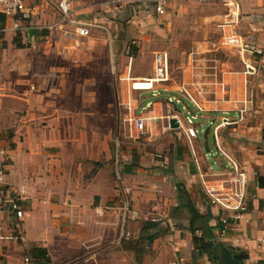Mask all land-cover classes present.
I'll return each instance as SVG.
<instances>
[{"label": "crops", "instance_id": "obj_1", "mask_svg": "<svg viewBox=\"0 0 264 264\" xmlns=\"http://www.w3.org/2000/svg\"><path fill=\"white\" fill-rule=\"evenodd\" d=\"M59 1L25 0L18 21L25 30L11 31L7 19L0 30V149L7 154L2 236L19 238L0 240V264H222L223 250L239 264H264V0H169L163 16L155 14L152 0L121 11L111 0L74 1L72 20L93 25L89 38L96 30L108 33L105 18L117 17L132 44H162L166 38L176 49L186 48L180 70L156 91L171 97L143 108L149 109V132L137 141H129L116 120L114 80L83 70L91 63L97 69L101 60L79 54L84 40L74 26L64 25L67 35L58 43H44L61 48L63 64L73 69L51 70V58L30 54L42 42L43 28L60 20ZM201 2L224 5L228 16L231 4H240L237 32L253 37L263 52L245 57L255 64V76L245 77L242 64L233 68L229 61L201 56L206 42L190 37L185 44L176 36L174 19ZM24 52L27 69L20 70ZM38 63L45 69L36 71ZM187 113L194 116L193 150L203 169L220 174L227 167L217 136L218 146L247 175V211L222 237L220 218L229 214L210 206L201 191L185 136ZM173 116L181 128H170ZM225 120L231 124L222 126ZM13 205L22 211L21 220ZM190 206L200 216L193 228ZM34 249L43 253L33 256Z\"/></svg>", "mask_w": 264, "mask_h": 264}, {"label": "built area", "instance_id": "obj_2", "mask_svg": "<svg viewBox=\"0 0 264 264\" xmlns=\"http://www.w3.org/2000/svg\"><path fill=\"white\" fill-rule=\"evenodd\" d=\"M75 0H60L57 4V9L60 15V20L52 25L43 28L42 41L46 45L58 43L61 36H66L67 32L64 30L65 24H71L75 27V36L79 39H87L90 37V31L93 25L90 23H79L72 20L74 11ZM151 0H111L113 8L117 11L128 9H134L141 7ZM155 14L163 16L166 13V9L169 0H152ZM232 10L229 13V22L221 27V41L222 47L234 51L241 60L244 66L243 75L245 77H252L257 74V68L253 62L246 61V55L259 56L262 55V50L259 48L251 36H243L238 34L233 27L237 26L240 21V5L239 3H233ZM1 13L7 20L12 21L11 31L19 32L24 31L20 23V17L24 14L25 0H0ZM126 80H130L126 78ZM171 81L170 76V58L168 53L161 51L154 53L153 57V72L151 77L144 79H135L127 89L125 97L120 103L122 109V115L120 122L122 130L128 139L135 141L145 137L149 132L147 122L149 118L144 117L142 114L138 115L139 108L135 103L133 97L134 92L148 93L156 92L162 86H166ZM183 93L199 110L200 108L192 100L190 94L185 88L181 89ZM246 108L240 111V119L243 114L246 113ZM169 118V117H167ZM170 119V118H169ZM174 119L181 128V122L177 116L171 117ZM151 120V119H150ZM187 125L185 129V136L188 145L191 150L193 164L196 169V175L199 181L201 191L210 206L219 209L221 212L229 214V216H222L220 218L221 230L220 236H224L227 230L241 220L243 215L247 211V187L248 179L246 173L240 168L238 163L231 157H229L217 144V136L215 137L217 151L221 157L227 161V167L225 171L220 174L208 173L205 171L194 153L192 141L196 139L197 132L193 126L194 116L187 113L185 118ZM231 124L227 120L221 123L222 126ZM6 150L0 149V186L4 183L6 176ZM15 218L22 219V211L16 205L11 208ZM3 213V198L0 191V240H18L17 236H2V224L1 215ZM260 245L264 248V234L260 238Z\"/></svg>", "mask_w": 264, "mask_h": 264}, {"label": "rangeland", "instance_id": "obj_3", "mask_svg": "<svg viewBox=\"0 0 264 264\" xmlns=\"http://www.w3.org/2000/svg\"><path fill=\"white\" fill-rule=\"evenodd\" d=\"M189 8L187 7L186 11L183 13V17H179L178 19H174V23L178 26V31L176 36L186 42H190V39L186 38H193L194 41L197 42H206L207 46L204 47L201 56H206L207 58H214L218 60H226L229 61L233 68H237L238 65L242 64L238 57L232 52V50L224 48L220 44L221 39V27L224 24H228L229 16L227 7L216 6V5H208L207 3H200V4H190ZM240 5V4H239ZM232 9V5L230 6ZM240 14H241V7H240ZM225 15V16H224ZM218 18H217V17ZM223 16L222 18H219ZM117 17L114 18H105V26L110 25L109 32L102 30H96L92 34V38L87 40L83 39L84 41L79 43L76 50H78L80 55L90 56L92 61L95 57H98L101 60L97 69H93V64H89V68L85 66L83 70L85 71H93L94 72H104L107 74L109 78L114 80V96L113 102L115 106V116L116 120L120 121L122 115V109L120 107L121 99L123 98V94L129 85L137 79L136 73L139 75H143L142 79L149 78L153 72V57L155 52L164 51L168 53L170 57V76L171 79L174 77V74L179 71L180 63H181V52L184 51L186 48L185 46L176 47L172 46L170 43L167 42V39L164 38V41H161L162 44H157L156 42L151 41H143L139 40L135 44H132L130 41L128 42V34L125 31V27L123 25L117 24ZM237 26L233 27L237 32ZM238 33V32H237ZM145 34L147 36L154 34V32L146 31ZM103 37L107 39V42L102 43L99 39ZM110 38V40H108ZM159 38H161L159 36ZM137 40V39H136ZM160 43V41H158ZM43 43V44H42ZM37 46L34 48L33 54L34 56L39 55V57H47L51 58L53 62L49 63L51 65V70L56 67L66 68L68 66L69 69H73L71 64H63V51L62 49H55V48H48L44 45V42H38ZM190 46V45H187ZM197 46V45H196ZM198 49V48H196ZM209 51V52H208ZM27 53L18 57L19 60L23 61L19 65L20 70L27 69V59L29 58ZM137 61L135 63V60ZM133 59V61H132ZM48 61L50 59H47ZM130 63H132V68H130ZM48 64V66H49ZM243 65V64H242ZM241 65V67H242ZM43 65L40 63L37 64L36 71L44 70L42 69ZM35 69V67H34ZM240 71L244 70L240 68ZM49 70V68H48ZM82 71V69H81ZM113 73V75H112ZM122 78V79H120ZM129 78L130 80H126ZM120 79V80H119ZM106 78L102 79L103 82H106ZM159 93L160 96H156ZM148 92V93H138L134 92L133 97L136 98L137 107L139 110L137 114L140 115L142 112L145 114L144 117L147 116L149 111H143V108L146 106L147 102L159 101V103H164V98L168 99L171 97L170 94H161V92ZM155 95V96H154ZM102 96V95H101ZM105 98V96H102ZM153 110V108H151ZM201 140L204 138V135H200ZM129 141H134L133 139H128ZM141 140V139H140Z\"/></svg>", "mask_w": 264, "mask_h": 264}, {"label": "trees", "instance_id": "obj_4", "mask_svg": "<svg viewBox=\"0 0 264 264\" xmlns=\"http://www.w3.org/2000/svg\"><path fill=\"white\" fill-rule=\"evenodd\" d=\"M4 25H5V18H4V16L3 15H1L0 14V30H2L3 29V27H4ZM2 35L0 34V37H1ZM17 48H23L22 46H20V45H17ZM260 185L264 188V182L262 181V180H260ZM189 211H190V214H191V216H192V223H191V227L193 228V223L196 221V220H198L199 218H200V216L198 215V213L196 212V210L193 208V207H189ZM154 238H148L147 240L148 241H152ZM42 254L43 253V250H38V249H34V250H32L31 251V254L33 255V256H36L37 257V254Z\"/></svg>", "mask_w": 264, "mask_h": 264}, {"label": "water", "instance_id": "obj_5", "mask_svg": "<svg viewBox=\"0 0 264 264\" xmlns=\"http://www.w3.org/2000/svg\"><path fill=\"white\" fill-rule=\"evenodd\" d=\"M30 36H33V34H38L37 31H31ZM179 112V111H178ZM171 129H177L178 125L176 121L173 119L169 122ZM221 262L222 264H239L235 259H233L228 252L225 250L222 251L221 255Z\"/></svg>", "mask_w": 264, "mask_h": 264}]
</instances>
